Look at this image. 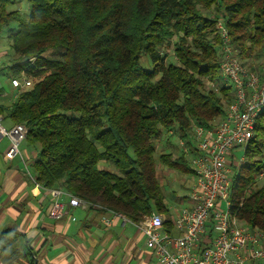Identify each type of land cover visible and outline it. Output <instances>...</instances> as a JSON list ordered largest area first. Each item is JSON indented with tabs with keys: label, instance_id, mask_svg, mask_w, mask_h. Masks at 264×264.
<instances>
[{
	"label": "trees",
	"instance_id": "trees-1",
	"mask_svg": "<svg viewBox=\"0 0 264 264\" xmlns=\"http://www.w3.org/2000/svg\"><path fill=\"white\" fill-rule=\"evenodd\" d=\"M18 1L28 5L26 14L0 0V29L17 24L7 38L21 62L10 73L24 69L38 80L0 114L24 125V143L37 148L35 182L132 223L162 214L169 231L155 139L176 131L188 143L193 124L207 127L224 115L233 94L218 83L216 22L241 60L254 50L264 54V0ZM256 123L244 164H232L229 201L241 224L264 232V182L255 184L264 171V111ZM157 159L192 174L183 154ZM19 239L5 232L0 243L16 250Z\"/></svg>",
	"mask_w": 264,
	"mask_h": 264
},
{
	"label": "built area",
	"instance_id": "built-area-1",
	"mask_svg": "<svg viewBox=\"0 0 264 264\" xmlns=\"http://www.w3.org/2000/svg\"><path fill=\"white\" fill-rule=\"evenodd\" d=\"M216 30L219 37L218 83L222 87L229 86L233 98L220 119L207 127L193 124L189 142L184 139L178 142L180 153L187 157L192 170L187 205L171 219L172 230L178 234L165 230L166 219L156 212L143 216L139 223L131 222L143 234L145 246L153 252L158 264H264V232L241 224L232 214L229 201L232 164L236 168L244 164L245 148L254 136L257 116L264 111V68L247 69L221 20L216 22ZM33 61L22 62L32 64ZM6 81L13 100L22 90L33 86L32 76L24 69L17 75L8 72ZM3 119L0 114V141H9L3 155L8 162L19 155L27 129L22 124H12L7 130L2 125ZM241 149L243 154L236 159L233 151ZM262 176L264 171L258 174ZM47 191L53 199L47 214L53 220L66 215L65 200L72 208L91 207L62 189ZM107 212L109 217L103 218L106 226L116 219L130 222L119 213Z\"/></svg>",
	"mask_w": 264,
	"mask_h": 264
},
{
	"label": "crops",
	"instance_id": "crops-1",
	"mask_svg": "<svg viewBox=\"0 0 264 264\" xmlns=\"http://www.w3.org/2000/svg\"><path fill=\"white\" fill-rule=\"evenodd\" d=\"M3 87L1 84L0 96ZM22 144L19 155L7 162L3 155L9 141H0V236L5 232L20 235L16 250L0 243V264H158L145 246L143 234L131 222L103 223L109 217L106 210L72 208L65 200L66 215L60 220L49 218L53 199L31 174L38 150ZM182 205H187L186 196ZM175 214L171 211V219ZM169 231L178 234L172 228Z\"/></svg>",
	"mask_w": 264,
	"mask_h": 264
},
{
	"label": "rangeland",
	"instance_id": "rangeland-1",
	"mask_svg": "<svg viewBox=\"0 0 264 264\" xmlns=\"http://www.w3.org/2000/svg\"><path fill=\"white\" fill-rule=\"evenodd\" d=\"M11 1H14V3L8 6L7 11L19 9L20 12L22 11V13L24 14L27 13L28 5L25 2H19L18 0ZM16 27L17 24L15 22H11L7 26H4L0 29V80L2 85H4L3 88L5 94L4 96H0V104H3L4 106H9L13 100L11 88L9 87L8 83H6V75H8V72H10L9 68L11 67V65L21 62V60L18 59L11 50L10 43L7 38L9 30L16 29ZM163 53L167 54L165 58L166 62L174 61L171 53ZM46 55L49 56L50 54ZM139 62L142 67L146 69L149 68L147 58L144 54L140 56ZM241 62L250 71L260 70L261 68H264V54H262L259 50H254L248 58H246L245 60L242 59ZM32 64L34 65V61L32 62ZM32 82L33 84L37 82V78L32 77ZM2 125L5 129L8 130L11 126V121L5 116ZM180 139L181 138L179 134H177V132L175 131L173 134H171V132H167L165 135L163 134L159 136L157 139H155L154 142L157 176L159 181H161L164 189L165 202L174 214L183 206L182 200L189 193L190 185L192 182L191 175H182L177 173L176 171L171 170L167 171V168L163 167L159 163L157 157L161 153H168V151H171L172 154H177L179 156L181 154L178 147V142ZM22 147L23 144L20 146V148ZM242 154L243 149L233 151V156L236 159H239ZM164 171L165 173L163 174L162 172ZM255 182V184L260 185L262 182H264V176H257Z\"/></svg>",
	"mask_w": 264,
	"mask_h": 264
},
{
	"label": "water",
	"instance_id": "water-1",
	"mask_svg": "<svg viewBox=\"0 0 264 264\" xmlns=\"http://www.w3.org/2000/svg\"><path fill=\"white\" fill-rule=\"evenodd\" d=\"M27 60H28V58H25V59H24V61H27Z\"/></svg>",
	"mask_w": 264,
	"mask_h": 264
}]
</instances>
